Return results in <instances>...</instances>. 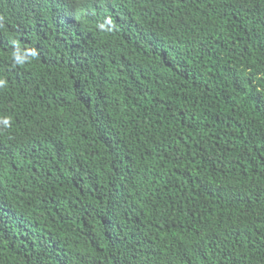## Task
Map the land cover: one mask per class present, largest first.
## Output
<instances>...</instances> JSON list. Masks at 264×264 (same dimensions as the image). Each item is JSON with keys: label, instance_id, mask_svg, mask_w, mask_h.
<instances>
[{"label": "trees", "instance_id": "16d2710c", "mask_svg": "<svg viewBox=\"0 0 264 264\" xmlns=\"http://www.w3.org/2000/svg\"><path fill=\"white\" fill-rule=\"evenodd\" d=\"M43 1L0 0V264H264V0Z\"/></svg>", "mask_w": 264, "mask_h": 264}, {"label": "clouds", "instance_id": "9594fccd", "mask_svg": "<svg viewBox=\"0 0 264 264\" xmlns=\"http://www.w3.org/2000/svg\"><path fill=\"white\" fill-rule=\"evenodd\" d=\"M40 3L42 4L43 8L41 12L32 16L33 19H37L42 16L47 9V3L45 1L41 0ZM96 8L99 7L92 0H62L58 17V27L60 28L62 37L81 34V29L87 26L89 21L93 20L92 11ZM132 13L136 15H143V13L140 11H133ZM48 34L57 36V34L51 29H49ZM16 59L17 62H20L18 57ZM0 83L3 82L0 81ZM9 124V119H0V127L2 125L7 127Z\"/></svg>", "mask_w": 264, "mask_h": 264}]
</instances>
